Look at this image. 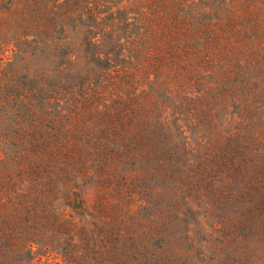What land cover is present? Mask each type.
I'll use <instances>...</instances> for the list:
<instances>
[{
  "label": "rangeland",
  "instance_id": "1",
  "mask_svg": "<svg viewBox=\"0 0 264 264\" xmlns=\"http://www.w3.org/2000/svg\"><path fill=\"white\" fill-rule=\"evenodd\" d=\"M0 264H264V0H0Z\"/></svg>",
  "mask_w": 264,
  "mask_h": 264
}]
</instances>
